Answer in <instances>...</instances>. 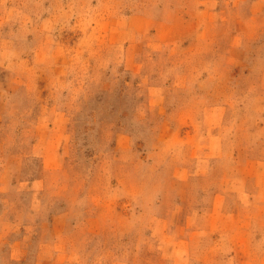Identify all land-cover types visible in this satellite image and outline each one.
Returning <instances> with one entry per match:
<instances>
[{
  "label": "rangeland",
  "instance_id": "obj_1",
  "mask_svg": "<svg viewBox=\"0 0 264 264\" xmlns=\"http://www.w3.org/2000/svg\"><path fill=\"white\" fill-rule=\"evenodd\" d=\"M0 264H264V0H0Z\"/></svg>",
  "mask_w": 264,
  "mask_h": 264
}]
</instances>
